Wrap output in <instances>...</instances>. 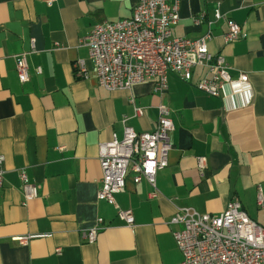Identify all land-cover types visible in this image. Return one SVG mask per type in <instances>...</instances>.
<instances>
[{
  "label": "crops",
  "instance_id": "1",
  "mask_svg": "<svg viewBox=\"0 0 264 264\" xmlns=\"http://www.w3.org/2000/svg\"><path fill=\"white\" fill-rule=\"evenodd\" d=\"M48 1L0 0V264H180L172 235L179 227L168 223L171 216L180 209L219 214L232 199L264 227V0L180 1L173 35H210L208 50L225 58L231 76L248 77V92L225 88L219 97L197 89L209 76L203 66L189 82L169 73L162 95L153 81L104 89L81 38L95 24L130 17L138 0ZM227 20L246 37L225 43ZM22 52L30 72L24 83L15 71ZM79 60L87 78H75ZM159 105L169 109L173 129L156 195L129 171L115 205L98 200L99 144L122 138L124 118L136 132L153 130ZM20 171L38 187L24 204ZM123 209L132 211V227L118 217ZM97 219L102 228L89 244L81 233ZM34 234L46 236L16 240Z\"/></svg>",
  "mask_w": 264,
  "mask_h": 264
},
{
  "label": "built area",
  "instance_id": "2",
  "mask_svg": "<svg viewBox=\"0 0 264 264\" xmlns=\"http://www.w3.org/2000/svg\"><path fill=\"white\" fill-rule=\"evenodd\" d=\"M180 1L138 0L130 17L95 24L81 38L80 43L88 51L101 87L108 91L129 90L135 84L153 81L154 91L162 95L169 73L189 82L193 69L203 66L209 76L196 84L202 93L219 97L225 88L231 94L250 90L246 74L232 77L225 58L208 50L210 35L194 39L173 35V27L179 20ZM214 18H222L218 9L214 11ZM226 25L225 43L246 37L238 23L227 20ZM30 49L34 50L33 40L30 41ZM27 54L16 55L15 71L20 83L30 78ZM74 69L75 78H87L83 60L77 61ZM36 72L41 73V68L37 67ZM134 114H141V109L135 107ZM126 120H122L121 139L112 135L98 147L101 179L96 196L98 200L113 205L115 195L125 187L129 171L134 172L135 183L146 180L152 187L149 196H155L156 175L168 164L169 132L173 129L169 109L164 105L158 106L156 125L151 131L136 132L126 124ZM3 162L4 156L0 153V187L4 181ZM204 163V157L197 159L199 169L204 167ZM19 178L24 204L38 196V187L29 182L23 171H20ZM258 202L262 203L260 194ZM117 214L128 227L133 226L130 209L118 210ZM101 222L102 219H97L94 227L81 233L87 243L95 242L97 232L102 228ZM168 223L179 227L172 235L182 255L180 264H264V227L252 220L236 199L230 200L219 214L180 209ZM44 236L34 234L16 240L26 243L31 238Z\"/></svg>",
  "mask_w": 264,
  "mask_h": 264
}]
</instances>
